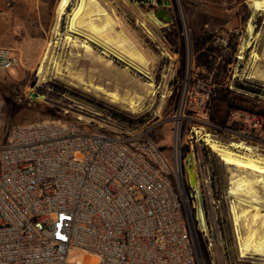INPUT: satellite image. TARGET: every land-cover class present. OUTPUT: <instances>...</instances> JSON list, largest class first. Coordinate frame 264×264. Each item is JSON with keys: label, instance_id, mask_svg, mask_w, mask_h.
Returning <instances> with one entry per match:
<instances>
[{"label": "rangeland", "instance_id": "374dc122", "mask_svg": "<svg viewBox=\"0 0 264 264\" xmlns=\"http://www.w3.org/2000/svg\"><path fill=\"white\" fill-rule=\"evenodd\" d=\"M57 1L0 0V46L15 50L20 58L18 67L11 68L0 79V96L3 102L9 101L8 107L4 104L0 148L7 144L16 125L49 120L43 109H50L58 121L77 124L90 131L149 138L174 167L173 119L182 116L186 99L183 116L199 121L186 120L181 131L188 133L196 124L203 126L202 135L193 142V150L185 146L182 149V157L192 153L198 160L194 164L198 175L196 184L208 228L201 232L195 224L199 254L200 237L210 264H264L257 256L240 257L234 216L230 211L234 205V199L229 196L230 174L234 167L224 164L203 142V135L207 133L224 146L230 145V141L214 133L210 126L224 121L227 104L212 95L207 110L195 114L193 107L188 106L189 96L193 95L191 91L196 90L197 85L213 89L215 69L229 59L221 88L228 89L243 107L264 114V13L251 6L256 0H171L167 8L172 17L169 23L154 15L160 9L155 2L100 0L99 5L106 15L93 19L98 20L94 23L100 28L105 26L102 37L112 46L120 47L130 58L134 57L133 60L147 71L146 76L110 57L103 56V61L98 62L102 55L100 48L93 44H90L92 54L85 53L79 47L82 38L69 34L66 28L78 0H71L58 20ZM148 16L162 26H157ZM248 23L253 27L251 36L246 31ZM206 34L211 35V47L218 56L211 72L195 62V40ZM66 36L76 44L67 41ZM248 40L250 46L241 52ZM56 63L58 72L54 68ZM112 92H116L119 101L111 98ZM31 94L41 95L42 101L33 100ZM131 99L138 102L133 109L129 106ZM16 107L18 110L10 117L9 113ZM189 166V163L182 166L186 176L184 188L194 214L198 203L194 188L189 184ZM256 192L264 201V190L256 189ZM240 225L242 234L252 230L257 237L264 234L260 219L252 227L251 219H243ZM86 256L83 252L72 251L67 258L70 263H83Z\"/></svg>", "mask_w": 264, "mask_h": 264}, {"label": "built area", "instance_id": "2783aa9c", "mask_svg": "<svg viewBox=\"0 0 264 264\" xmlns=\"http://www.w3.org/2000/svg\"><path fill=\"white\" fill-rule=\"evenodd\" d=\"M19 64L15 50L0 46V79ZM192 93V112L207 110L210 90ZM186 104L173 119L174 167L149 138L51 120L16 125L0 148V264H204L182 168L189 155L198 162L182 149L193 150L203 126L181 131L199 121L183 116ZM4 117L0 97V126ZM210 126L230 145L264 154L257 111L227 108ZM72 251L85 261L70 263Z\"/></svg>", "mask_w": 264, "mask_h": 264}, {"label": "bare ground", "instance_id": "6f19581e", "mask_svg": "<svg viewBox=\"0 0 264 264\" xmlns=\"http://www.w3.org/2000/svg\"><path fill=\"white\" fill-rule=\"evenodd\" d=\"M99 2L100 0H78L76 6L73 8L71 14L69 15L68 26L66 27L67 32L69 34L82 38V41L79 43V47L83 49L85 53L92 54L93 50L90 44H93L94 46L100 48V54L102 56H99L98 62L103 61V56L104 58L110 57L124 62L127 67L132 68L139 74L146 76L147 71L144 69V67L133 60L134 57L130 58L120 47L112 46L110 44L111 42L109 43L104 37H102V30L104 31L105 26L104 28H100L98 24L96 25L94 23L96 19H93L94 16L95 18H98L99 16L106 15V12L102 10ZM70 3L71 0L57 1L55 7L57 20L65 14V10L70 5ZM251 6H255L256 10L262 11L264 13V0L253 1ZM149 18L157 26H162V24L153 19L152 16H150ZM105 24L110 23L105 22ZM246 31L248 36L253 35V27L251 24H247ZM66 40L70 41L73 44H76V41L70 38V36H66ZM250 44V40L245 41L244 47H241V52L243 51V49L248 48ZM46 54L47 52L45 51V55ZM253 56H255L256 60H259V57L257 55ZM107 66H109V64H107ZM54 68L58 72L59 66L57 65V63L55 64ZM40 71L41 67L39 68V72ZM77 82H81L80 77L77 78ZM110 95L111 98L114 99V101H119L116 92H112L110 93ZM42 99L43 97L41 95H37L36 98H33V100L35 101H42ZM129 106L133 109L138 106V102L134 99H131L129 100ZM203 139V142H205L207 146L217 154L219 159L224 164L234 167L230 174L231 187L229 196L234 199V205L231 206L230 211L234 216L233 223L235 227V235L239 242L238 252L240 253V257L245 258L248 255H253L257 256L256 258L260 257V259L264 261V234L260 237H257L253 230L252 232H246L245 234H242L241 231L239 232V230H241L240 222L243 219L245 221L251 219V227L254 226V223L258 219H260L264 228V201L259 199V196L256 192V189L264 190V155L261 156L259 154H256L253 149L242 143H233L229 146H224L222 143L214 140L212 136L208 134L203 135ZM230 148H232L233 150ZM192 163L193 158L191 157L189 159L190 166H194ZM194 176H196V171L194 172ZM194 191L196 193L195 196L198 203V207L196 208L195 212V218L198 222L197 226L202 232H206L207 224L204 211L200 207L201 196L199 186L197 184L194 187ZM261 210L263 211V213L261 212Z\"/></svg>", "mask_w": 264, "mask_h": 264}, {"label": "trees", "instance_id": "16d2710c", "mask_svg": "<svg viewBox=\"0 0 264 264\" xmlns=\"http://www.w3.org/2000/svg\"><path fill=\"white\" fill-rule=\"evenodd\" d=\"M211 35L206 34L203 36L198 37L195 40V62L197 66L203 67L205 71L211 72L213 70L212 64L215 62L218 58L217 55H215V49L211 47ZM209 44V45H208ZM235 47H233L232 53L235 52ZM230 60L228 59L224 64H221V66H218L214 71V82H213V89H211V96H217L218 100L225 101L227 104V107L230 108H240V109H247L243 107L241 104H239V99L235 96H231V92L228 89H222V82L224 80L223 74H225L226 69V63H229ZM225 76V75H224ZM219 89V90H218ZM1 97V96H0ZM3 100V99H2ZM4 104L6 107L9 106V101L5 100ZM20 108V107H19ZM18 110V107H16L13 111L9 113L10 117H12V114H15ZM251 110V109H247ZM254 111V110H252ZM43 113L45 116L49 117V120L51 121H58L56 118H53L54 111L50 109H43ZM259 113V112H258ZM264 116L263 113H260ZM199 243H200V250L202 257L204 259L205 264H210V260L208 257V253L206 250V247L203 245V243L200 241L199 237Z\"/></svg>", "mask_w": 264, "mask_h": 264}, {"label": "water", "instance_id": "95a60500", "mask_svg": "<svg viewBox=\"0 0 264 264\" xmlns=\"http://www.w3.org/2000/svg\"><path fill=\"white\" fill-rule=\"evenodd\" d=\"M144 3H153L155 2V4L158 6V8H160L158 11L154 12V15L164 21L165 23H169L172 20V17L168 14L167 8H170L171 6V0H142ZM250 4V3H249ZM32 95V99L36 98L37 96L35 94H31ZM193 158L192 155H189V159ZM193 172V173H192ZM194 166H189L187 168V175H188V179H189V184L191 188H194L196 186V176H194ZM200 207L203 208V203L202 200L200 201Z\"/></svg>", "mask_w": 264, "mask_h": 264}]
</instances>
